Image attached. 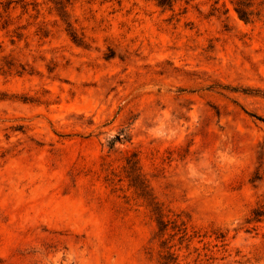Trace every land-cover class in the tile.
I'll return each instance as SVG.
<instances>
[{"label": "rangeland", "instance_id": "obj_1", "mask_svg": "<svg viewBox=\"0 0 264 264\" xmlns=\"http://www.w3.org/2000/svg\"><path fill=\"white\" fill-rule=\"evenodd\" d=\"M235 1L0 0V264H264V0Z\"/></svg>", "mask_w": 264, "mask_h": 264}, {"label": "trees", "instance_id": "obj_2", "mask_svg": "<svg viewBox=\"0 0 264 264\" xmlns=\"http://www.w3.org/2000/svg\"><path fill=\"white\" fill-rule=\"evenodd\" d=\"M158 6L163 7V8H171L173 6L174 0H155ZM53 3L56 6V10L61 18H63L64 13L66 12V8L68 5L71 4V0H53ZM262 4V3H260ZM254 8V3L252 0H236L234 4V10L237 13L238 17L243 20L244 22H251L254 20L255 17L260 16L261 14V9L255 10ZM73 41L78 42L77 35L75 33H70ZM250 116H253L254 118L264 121V119L258 115H255L254 113H248ZM116 140H121L120 135H115L114 137ZM137 163L135 161L134 156L132 155L131 157L126 159V164H127V178L129 181L132 183L133 186L137 187L141 191V195L148 201L150 198L148 193L146 192L147 185H145V181L142 180L140 183L137 185L131 178L130 174L133 170V166ZM150 204H153V211L154 214L157 215V222H158V228H159V233L163 234L164 231L167 228V222H163L162 218L164 216L163 214V209L161 205H159L157 202H153L152 199L149 200ZM253 217L248 221H259V219L264 215V210L262 209H257L252 211ZM183 225V223L181 224ZM174 227H178V232L182 233L180 236V239L183 240L184 237L186 236V229L181 228L180 226L174 225ZM162 245H165L166 242L162 241ZM161 264H178V256L176 255L175 251L173 250V245H169L167 247V251L163 256L161 257Z\"/></svg>", "mask_w": 264, "mask_h": 264}]
</instances>
